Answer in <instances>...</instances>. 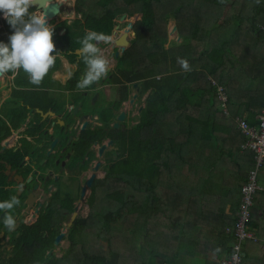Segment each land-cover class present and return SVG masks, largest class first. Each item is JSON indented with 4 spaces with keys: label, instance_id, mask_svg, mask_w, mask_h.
Returning a JSON list of instances; mask_svg holds the SVG:
<instances>
[{
    "label": "trees",
    "instance_id": "16d2710c",
    "mask_svg": "<svg viewBox=\"0 0 264 264\" xmlns=\"http://www.w3.org/2000/svg\"><path fill=\"white\" fill-rule=\"evenodd\" d=\"M229 1L75 0L74 7L79 12V17L70 21L64 19L56 24L51 21L55 29L53 42L56 52L63 51L68 60L74 63L77 55L73 51L81 47L80 40L88 30L110 35L114 20L123 13H128L124 18L128 23L137 17L132 13L144 12L133 26L134 37L129 39L125 50L118 54L112 74L114 82H137L140 94L148 92L143 115L131 129L132 159L120 162L108 170L109 178L126 179L127 183L120 186L100 184L94 188L93 195L97 190L101 199L100 209L94 216L95 228L85 231L84 243L78 248L76 235L72 233L76 230V225H73L69 235L70 246L66 251L69 257L67 264H187L194 256L205 257L204 264H221L213 255H229L234 237L226 233L224 227L232 224L233 220L224 217L223 205L214 201L206 193L205 187V183L211 178L212 168L221 164H216L221 159L218 146H213L215 155H209L212 149L208 147V143H216L212 134L215 125L213 121L203 122L187 115L190 97L195 94L215 105L216 95L206 75L223 83L226 76L221 71L226 60H222L220 43L208 40L202 42L194 60H190L191 63H196L193 70L184 71L180 64L175 65L178 59L177 56L176 59L173 57L174 48L170 44L165 46L168 42L167 14L176 12L179 26V21L188 10L190 14L200 18L212 13L206 11L212 4L217 8L214 13L220 14L221 8ZM34 10L32 8L29 11ZM0 24V42L7 43L13 29L4 18H1ZM62 29L64 30L60 33ZM180 35L182 40L176 45V52L187 60L188 51L182 52L180 48L186 46L189 39L181 31ZM173 42L175 43L174 40ZM229 60L236 67L237 56L231 58L230 55ZM59 63L56 56L55 66L50 69L41 85L54 81L51 74L59 67ZM240 63H243V59H240ZM77 64L78 69L65 86L67 89L77 88L80 75L87 70L81 57ZM194 70L202 72L203 76L195 91L189 92L187 80L196 73ZM231 75L229 74V78ZM13 80L17 85H32L22 69ZM256 86L257 90L249 99L251 105L247 108L250 117L255 116L264 101V78ZM79 94L80 92L73 94L75 100H79ZM125 97L126 90L122 94V98ZM19 98L24 105L20 109L12 105L5 113L10 125L0 117V144L11 133L10 128L19 127L26 118L29 109L25 105L46 109L56 103L53 98L48 97L46 105H42L43 97L36 91L23 92ZM63 105L64 100L57 103V107ZM35 116L39 118L38 113ZM40 126L41 123H37L36 128L39 129ZM206 129L211 130L208 137L204 136ZM228 156L231 158L232 155ZM5 158L7 159V155ZM252 161L253 157L251 165ZM236 167L237 172L230 173L229 178L233 177L234 185L239 188L247 174L242 176V165L238 164ZM0 179H5V176L0 174ZM12 194L11 189L0 187V196ZM248 225L254 231L251 217ZM112 230H115L116 241L131 245V252L123 253L108 242L105 249L98 245L101 238H107L111 242ZM44 251L40 252L41 256ZM242 255V264H245L246 259Z\"/></svg>",
    "mask_w": 264,
    "mask_h": 264
},
{
    "label": "flooded vegetation",
    "instance_id": "af4514ba",
    "mask_svg": "<svg viewBox=\"0 0 264 264\" xmlns=\"http://www.w3.org/2000/svg\"><path fill=\"white\" fill-rule=\"evenodd\" d=\"M114 25L116 31L118 24ZM119 34L116 33V37ZM102 54L112 63L107 75L83 90L65 87L78 69V59L71 73H66L65 69L60 68L61 57L71 62L63 51L56 53L60 63L51 74L54 81L39 86L17 85L13 80L17 72L5 74L2 78L6 80L3 85L6 93L0 92V117L8 125L10 122L5 113L12 105L18 109L24 105L19 98L23 92L36 91L43 97L42 105H46L48 97L56 103L46 109L25 105L29 111L22 122L23 128L20 129L22 124L10 128L11 133L0 144V174L5 176V179H0V187L13 191L12 195H1L0 202L12 197L20 201L10 211L0 210V264H67L69 257L66 251L70 246L69 235L73 225H76L72 233L76 235L78 248L84 243L85 231L95 228L94 216L100 209L101 199L97 190L93 195L94 188L100 184L120 186L127 183L126 179L109 178L108 170L132 159L131 129L143 115L148 92L140 94L137 82H134L135 86L127 81L114 82L112 74L118 55L115 56L110 49ZM111 89H115V95ZM125 90L127 97L122 98ZM75 92H80L79 100H75ZM95 94L96 99L92 101ZM85 98H88L90 105L86 104ZM62 100L64 105L57 107ZM36 108L45 115L39 113L37 119ZM50 111L54 112L53 115ZM122 112L124 117L119 119ZM37 123H41L39 129L36 128ZM115 123L118 126H114ZM54 138L57 141L51 147ZM103 144L105 147L100 152ZM9 158L12 160L9 161ZM89 178L92 179L88 185L86 181ZM83 187L85 191L82 194ZM8 214L16 220V227L11 231L3 223V218ZM72 215L73 219L68 225ZM60 232L63 235L55 243L54 239ZM42 250H45L43 256L40 253ZM49 250L51 253L47 255Z\"/></svg>",
    "mask_w": 264,
    "mask_h": 264
},
{
    "label": "crops",
    "instance_id": "0c3cea01",
    "mask_svg": "<svg viewBox=\"0 0 264 264\" xmlns=\"http://www.w3.org/2000/svg\"><path fill=\"white\" fill-rule=\"evenodd\" d=\"M64 7V5L61 6L59 12L61 15L56 18L54 24L64 19L70 21L76 16H80V14L76 15L77 13H75L70 17L69 13L63 12ZM74 8L72 10L70 9L72 13H74ZM216 9L215 6L210 5L209 9H206V11H211L212 13L206 14L200 18H196L195 14L190 15L188 10L184 13L183 19L179 21V26L176 20V12H172V19H168L167 21L169 27L167 35L169 38L165 46L168 47L170 44L174 48L173 57L175 59L176 56L177 59L181 58L179 54L177 55V50L175 48L182 40V36L180 35L181 31L183 36L187 37L189 40L187 45L181 47L180 50L182 52L183 50L188 51L189 57H187V60L191 70H193L196 63H191L190 60H194L198 48L202 47V42L211 40L212 43H220L221 53L223 54L222 60H226L225 64L222 66L221 72L226 76L222 84L229 98L228 115L220 111L217 102L215 105H212L211 101L206 98L203 99L202 97L198 98L195 96V93H193L195 95L190 97L189 114L187 115L196 117L203 122L210 123L213 121L215 125L212 134L216 139V143H214L215 145L211 142L208 143V147L212 149L209 155L213 157L216 153L213 149L215 146H218L221 151V159L216 161V164H221L212 168L211 178L207 180L205 187L206 192H208L207 194L211 196L214 201H218L220 205H223L224 217L234 221L239 203V188L234 185L233 182L235 181L233 177L227 178V181H225L223 178L214 176L213 173H216V171H224L226 178L231 170L237 172L236 166L239 164L242 165L243 176L247 174L248 169L251 167L252 153L249 150L241 149L240 144L243 141V136L237 127L235 119L237 116H240L246 118L250 124H256L255 116L257 112L255 116L250 117L248 116L247 108L251 105L249 101L251 94L257 90L256 83L264 78V32L261 30V27L264 26V0H259V3H257L256 0H230L221 8L220 14L217 12L214 13ZM186 15L189 16V23L185 21ZM218 16H220V18ZM198 26L200 29H198ZM173 27H175V29ZM63 30L64 29H62L60 33H62ZM110 50H114L112 45H110ZM230 55L231 58L237 56L236 67H234L233 63L229 60ZM79 57L80 56H77V59ZM240 59H243L242 64L240 63ZM61 60V69L72 70L75 67V63H69L65 58L61 57ZM175 65L178 66L179 63L175 61ZM234 72L236 75L233 74ZM58 73L59 70L56 71V74ZM229 74H232L231 78H229ZM202 76L203 73L200 71L189 76V80H187L189 92L195 91L197 84L201 83ZM206 77L209 78V75H206ZM0 92H2V94L6 93L3 87H0ZM36 113L39 114L37 111ZM223 117H229L233 120L236 134H233L232 130L230 134L225 131ZM23 126L24 124H22L20 129L23 128ZM208 133H211V130L206 129L204 131V136L208 137ZM225 154H227V156ZM228 155H232L231 158ZM210 160H213V158ZM259 174L258 181L264 187V165ZM219 186L222 189L219 188L217 190L216 187ZM251 223L253 224V232L258 237V241H246L244 243L242 254H244L246 259L245 264H264V244L261 245L259 243L261 239H264V196L261 193L256 194L254 197ZM262 242H264V240H262ZM221 256L222 255L214 254L213 258L217 260V258ZM200 259H202V263H199ZM205 259L206 258L202 256H194L189 259V263L204 264Z\"/></svg>",
    "mask_w": 264,
    "mask_h": 264
},
{
    "label": "clouds",
    "instance_id": "9594fccd",
    "mask_svg": "<svg viewBox=\"0 0 264 264\" xmlns=\"http://www.w3.org/2000/svg\"><path fill=\"white\" fill-rule=\"evenodd\" d=\"M256 2L259 3V0ZM49 3L50 0H44V7ZM36 6L37 0H0V13L13 29L8 42H0V77L22 69L29 82L39 86L55 66L57 52L53 42L55 29L47 22L46 14L41 10L29 11ZM113 42L112 36L93 30H88L81 38L79 55L87 70L78 81L77 88L86 89L107 75L111 61L102 54L98 45ZM178 63L184 71L191 70L186 59L178 58ZM19 203L16 197H12L8 201L0 202V210L10 211ZM3 223L10 231L16 227V220L11 214L3 218Z\"/></svg>",
    "mask_w": 264,
    "mask_h": 264
},
{
    "label": "built area",
    "instance_id": "2783aa9c",
    "mask_svg": "<svg viewBox=\"0 0 264 264\" xmlns=\"http://www.w3.org/2000/svg\"><path fill=\"white\" fill-rule=\"evenodd\" d=\"M261 29L264 32V26ZM101 50L102 52L104 51V49ZM209 81L214 89L222 112L228 115V95L223 84L211 77H209ZM255 117L256 124H250L246 118L240 116H237L235 119L237 127L243 136L240 147L243 150L251 151L253 161L247 171L246 180L239 187L240 196L235 219L232 224L224 227L225 232L234 237V241L229 255L217 258L221 264H242L244 243L246 241H258V237L250 229L248 223L255 195L261 193L264 196V187L258 181L259 171L264 165V101Z\"/></svg>",
    "mask_w": 264,
    "mask_h": 264
},
{
    "label": "rangeland",
    "instance_id": "374dc122",
    "mask_svg": "<svg viewBox=\"0 0 264 264\" xmlns=\"http://www.w3.org/2000/svg\"><path fill=\"white\" fill-rule=\"evenodd\" d=\"M67 3V4H66ZM74 3H75V0H67L64 4H62V5H64L65 7H64V13H69V15H70V17L71 16H73V14H75V13H77L76 15H79V12H76V10H75V8L73 7V5H74ZM210 5H212V4H210ZM74 8V13H72V9ZM71 9V10H70ZM172 12H170L169 14H167L166 15V17H165V19H166V28H167V33H168V29H169V27H168V19H172V14H171ZM126 14H128V13H126ZM133 14V13H132ZM61 14H58L54 19H52L51 21H55L56 20V18H58L59 16H60ZM134 15V14H133ZM140 15L141 14H139L135 19H138L139 17H140ZM190 15H192V14H190ZM186 18H185V21H187L188 23H189V16L188 15H186L185 16ZM1 18H3V14L2 13H0V20H1ZM134 19V20H135ZM139 20V19H138ZM138 20H136V22L138 21ZM129 22H132V21H129ZM128 22V23H129ZM115 23H117L118 24V29L115 31V33H112L110 36H112L113 37V40H114V38L116 37V33L118 34L119 32H122L123 30H125L127 27H126V25L128 24V23H126L125 22V20H122V21H119V18H117L116 20H115ZM1 26V25H0ZM205 28V27H204ZM132 29V28H131ZM133 30V29H132ZM132 37H134V35H131V38ZM169 37H168V35H167V39H168ZM110 45L111 44H104V43H100L98 46H99V48L101 49H110ZM118 49V48H117ZM115 50H116V48H115ZM114 51V50H113ZM65 72L66 73H71V70H65ZM189 80V79H188ZM5 81L6 80H3V79H1L0 80V87H3V84H5ZM111 93L112 94H114L115 95V89H111ZM111 94V95H112ZM101 96H103V93L101 92ZM86 99V104L87 105H90L89 104V101H88V98H85ZM101 102V99H99V101H98V103H100ZM93 103V102H92ZM97 103V104H98ZM217 104H218V107H219V109H220V111H222L221 110V108H220V106H219V103L217 102ZM93 106V105H92ZM135 118H137V117H135ZM224 118V124H223V126H224V128H225V131H227L229 134L231 133V130L233 131V134H236V130L234 129L235 128V125H234V123H233V120L231 119V118H229V117H223ZM226 156H227V154H225ZM221 170V169H220ZM261 170V169H260ZM233 171H235V170H231V174L233 173ZM260 172V171H259ZM224 171H216V173H213L214 174V176H217L218 178H223V179H225V181H227V178H229V176H230V173H228V175L226 176V178H225V175H224ZM259 177H260V174H259ZM217 181H220V180H217ZM216 181V182H217ZM224 183V182H223ZM214 184H217V183H214ZM226 184H227V182H226ZM222 189L220 186L219 187H216V189L218 190V189ZM206 193H208V192H206ZM111 235H110V238H111V242H109V240L106 238H101L100 240H99V242H98V245L101 247V248H103V249H105V248H107L108 246H107V242L114 248V249H117V250H119V251H121V252H123V253H126V252H128L129 253V251L131 252V250H132V247H131V245L130 244H126L124 241H116V239H115V235H116V233H115V230H112L111 231V233H110ZM262 240H264V239H261L260 241H259V243L262 245V244H264V242H262ZM244 247V246H243ZM59 253V252H58ZM242 253H243V250H242ZM60 254V253H59ZM203 261H202V259H200L199 260V263H202ZM187 264H190L189 263V261L187 262Z\"/></svg>",
    "mask_w": 264,
    "mask_h": 264
},
{
    "label": "water",
    "instance_id": "95a60500",
    "mask_svg": "<svg viewBox=\"0 0 264 264\" xmlns=\"http://www.w3.org/2000/svg\"><path fill=\"white\" fill-rule=\"evenodd\" d=\"M61 6H62L61 2L57 3V0H50V3H49L48 6L45 8V7H44V0H37V6L35 7V11H37V10H41L42 12H44V13L46 14V17H47V22L50 23V21H51L52 19H54V18L59 14V12H60V10H61ZM143 13H144V12H141V13L134 12L133 14H135V15H137V16H138L139 14H141L140 17L138 18V19H140L141 16L143 15ZM125 15H126V13H123V14L119 17V20H120V21L124 20ZM138 19L133 20L132 23H131V26H130L129 28H126V29L123 30L122 32H120V34H119V35L113 40L114 42L111 44L112 47L118 48V49L114 50V54H115V56H117L119 53L123 52V51L125 50V48L129 45V39H130V36H131V35H134V31H133L131 28H132V26L135 24L136 20H138ZM115 28H116V26L114 25L113 32L115 31ZM173 28L175 29V27H173ZM79 49H80V48H76V49H74V51H73L75 54H77V56H80V55H79ZM4 77H5V75L2 76V77H0V79H1V78H4ZM135 85H136V83H134V86H135ZM96 96H97V94H95V95L93 96L92 101H94V100L96 99ZM134 96H135V95H134ZM78 106H79V104L75 106V108H74V112H76V109H77ZM30 111H33V110L30 109ZM36 111L39 112L41 115H45V113H44L42 110H40L39 108H36ZM50 112H51V114L53 115L54 112H52V111H50ZM123 117H124V112L120 113V115L118 116L119 119H122ZM114 126H118V123H115ZM56 141H57V138H54V139L52 140V142H51V147L56 143ZM104 147H105L104 144L100 146V148H99L100 152L103 151ZM49 152H50V149L47 150L46 153L49 154ZM6 166H7V168L10 167V165H8V164H7ZM91 179H92V178H89V179L86 181V183H87L88 185L91 183ZM84 191H85V187L82 188V194L84 193ZM73 214H74V213H73ZM72 219H73V215H72L71 218L69 219V221H68V225L71 224ZM62 235H63V232H60L58 235H56V237H55V239H54L55 243H57V242L60 240V238L62 237ZM50 253H51V250H49V251L47 252V255H49Z\"/></svg>",
    "mask_w": 264,
    "mask_h": 264
},
{
    "label": "bare ground",
    "instance_id": "6f19581e",
    "mask_svg": "<svg viewBox=\"0 0 264 264\" xmlns=\"http://www.w3.org/2000/svg\"><path fill=\"white\" fill-rule=\"evenodd\" d=\"M67 0H60L61 4H64ZM67 4V3H66ZM131 26V22H129L126 27L129 28Z\"/></svg>",
    "mask_w": 264,
    "mask_h": 264
}]
</instances>
